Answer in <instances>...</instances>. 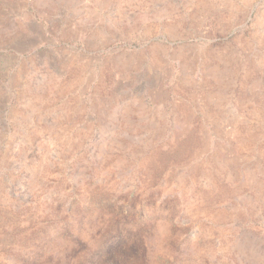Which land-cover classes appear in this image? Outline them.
Wrapping results in <instances>:
<instances>
[{
	"label": "rangeland",
	"instance_id": "374dc122",
	"mask_svg": "<svg viewBox=\"0 0 264 264\" xmlns=\"http://www.w3.org/2000/svg\"><path fill=\"white\" fill-rule=\"evenodd\" d=\"M0 264H264V0H0Z\"/></svg>",
	"mask_w": 264,
	"mask_h": 264
}]
</instances>
